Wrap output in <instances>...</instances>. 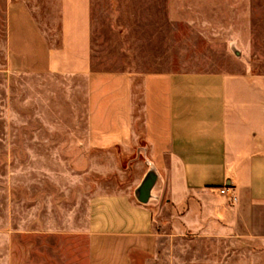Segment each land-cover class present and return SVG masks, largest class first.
<instances>
[{
	"label": "crops",
	"instance_id": "crops-1",
	"mask_svg": "<svg viewBox=\"0 0 264 264\" xmlns=\"http://www.w3.org/2000/svg\"><path fill=\"white\" fill-rule=\"evenodd\" d=\"M0 2L2 80L29 131L71 138L35 145L65 166L35 234L86 239L87 264H149L166 229L264 264V0H58L57 39Z\"/></svg>",
	"mask_w": 264,
	"mask_h": 264
},
{
	"label": "rangeland",
	"instance_id": "rangeland-1",
	"mask_svg": "<svg viewBox=\"0 0 264 264\" xmlns=\"http://www.w3.org/2000/svg\"><path fill=\"white\" fill-rule=\"evenodd\" d=\"M28 2L49 37L57 39L58 0ZM3 35L4 5L0 2V43ZM2 79L0 75V264H12V253L15 264H87L86 239L71 234L44 236L33 231L34 220L43 217L45 184L58 182L43 175L65 172V166L56 161L58 156L54 152L58 150H51L53 159L50 160L49 156L45 159L47 151L35 145L42 141L71 138L29 131V125L36 127L43 122L28 112L26 101L19 97L18 93H26L22 81L13 77ZM16 103L23 106L20 111L13 109ZM51 193L53 202L59 203L57 190L53 188ZM248 248L245 244L195 239L192 235L177 237L166 229L158 256L149 264H251L246 254ZM140 264L146 263L141 259Z\"/></svg>",
	"mask_w": 264,
	"mask_h": 264
},
{
	"label": "built area",
	"instance_id": "built-area-1",
	"mask_svg": "<svg viewBox=\"0 0 264 264\" xmlns=\"http://www.w3.org/2000/svg\"><path fill=\"white\" fill-rule=\"evenodd\" d=\"M221 191L223 193H229L230 194V199H231V201L233 203L237 202L238 197H237V194H236L235 189L233 187L226 186V187H223L221 189Z\"/></svg>",
	"mask_w": 264,
	"mask_h": 264
},
{
	"label": "water",
	"instance_id": "water-1",
	"mask_svg": "<svg viewBox=\"0 0 264 264\" xmlns=\"http://www.w3.org/2000/svg\"><path fill=\"white\" fill-rule=\"evenodd\" d=\"M150 183H151V182L148 181V182L145 184L144 194H145V192H146V194H147ZM143 198L145 199V196H143Z\"/></svg>",
	"mask_w": 264,
	"mask_h": 264
}]
</instances>
